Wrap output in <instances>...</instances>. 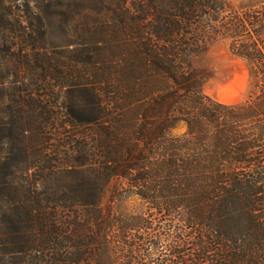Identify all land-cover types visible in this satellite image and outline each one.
Masks as SVG:
<instances>
[{
  "label": "trees",
  "instance_id": "obj_1",
  "mask_svg": "<svg viewBox=\"0 0 264 264\" xmlns=\"http://www.w3.org/2000/svg\"><path fill=\"white\" fill-rule=\"evenodd\" d=\"M23 7L0 0V264H264V1L73 0L67 64ZM221 43L250 77L233 105L203 92Z\"/></svg>",
  "mask_w": 264,
  "mask_h": 264
},
{
  "label": "rangeland",
  "instance_id": "obj_2",
  "mask_svg": "<svg viewBox=\"0 0 264 264\" xmlns=\"http://www.w3.org/2000/svg\"><path fill=\"white\" fill-rule=\"evenodd\" d=\"M5 7L9 8L16 19H22L27 21V12L23 7L25 0H2ZM33 13L39 14L46 25V40L48 43L47 50L49 53H54L61 62L67 64L69 61H79L80 48L72 38L71 31V19L67 13L66 6L72 3L73 0H28ZM264 0H231V6L234 9L248 8L256 6ZM91 1H87L86 4H90ZM23 32H21L22 34ZM7 36V35H6ZM4 51L6 48H3ZM13 52V50H12ZM52 53V54H53ZM201 67L207 72L209 80L203 86V92L208 97L216 100L217 102L233 105L242 102L249 91L250 77L246 64L236 57H234L228 50V46L224 43L217 44L209 49L201 62ZM2 75H5L3 70H0ZM21 75H27L22 73ZM29 75H44L42 72L31 73ZM57 79V78H56ZM55 79V80H56ZM55 80H51V85H56ZM12 82L9 78L5 83ZM32 89L35 91V96H43L41 88H38L40 83H36L35 80L29 81ZM60 82L57 83L59 85ZM86 104L85 96L83 92L74 90L72 93H63L59 100V107L61 113H67L72 108L74 110H80L81 107ZM65 118L55 122H48L46 130L47 135L42 138V147L44 151L53 153L57 150L56 147L62 145L59 139L51 136V133H64L61 138H66L65 131L60 129L62 121ZM7 122V120H5ZM45 123H43L44 125ZM65 128L69 129V124L66 123ZM51 131V133H50ZM54 137V138H53ZM52 138L51 142L45 141V139ZM5 154H9V147L4 148ZM34 172V171H32ZM75 185L73 181L66 179L62 175H58L55 180H45L39 184L41 190H48L50 188L55 189L58 187H69Z\"/></svg>",
  "mask_w": 264,
  "mask_h": 264
}]
</instances>
